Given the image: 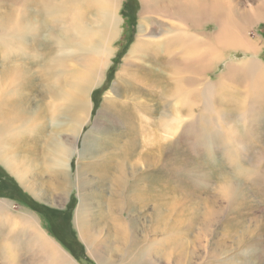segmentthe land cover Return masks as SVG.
I'll return each instance as SVG.
<instances>
[{
    "label": "rangeland",
    "instance_id": "rangeland-1",
    "mask_svg": "<svg viewBox=\"0 0 264 264\" xmlns=\"http://www.w3.org/2000/svg\"><path fill=\"white\" fill-rule=\"evenodd\" d=\"M122 2L124 6L119 12V29L122 32L112 45L115 55L102 71L101 79L86 94L88 105L85 113L81 105L83 99L79 100V107H82L79 110L82 113L77 115L81 123L77 144L80 156L79 191L74 176L78 154L73 152L65 161L58 156L53 161L55 155L51 154L54 152L57 155L60 150L56 133H61L60 143L71 152L73 142L70 143V140L76 134L70 129L74 123L70 116L66 119L60 116L64 120L60 118L59 121H52L50 115L43 119L33 116V123H39L42 128L38 132L42 135V141L37 146L28 144V152L14 157L17 168L26 171V182L33 188L34 195L21 187L13 174L0 164V234H5L0 236V250H3L0 251V264H63L66 258L74 261L73 264H98L86 248V244L90 243L93 253L97 255L99 250L95 244L98 240H105L111 245L109 255L103 256L113 264L122 255L128 254L123 248V238L116 233V229L126 230L131 219L136 224L131 230V238L137 237L148 244L155 243L150 254L154 264H264V110L260 109V99L251 100L253 97H249L248 103L254 104L251 109L242 104L231 108L226 106L225 110L220 111L222 116L211 114V117L201 112L200 101L199 107L193 108L192 113L196 118L204 115V121L199 123L198 128L205 130L203 134L210 141L207 149L202 147V143L179 141V132L167 138L157 130L156 139L162 137V149L151 144L152 141L145 143L138 135L135 153L127 160L124 152L128 135L123 125L110 122L106 115L96 119L113 86L122 58L135 39L140 5L137 0ZM6 7L10 8L11 4H6ZM29 23H33L32 18ZM206 30L213 34L217 26L211 22ZM250 36L258 38L263 45L259 44L262 49L252 58L264 63V22L250 30ZM58 40L53 44L57 52L51 66V75H54L51 76L52 79L54 77L52 90L56 92L59 80L64 83L72 75L70 70L75 67L73 60L78 54L73 48H65L63 40L60 41L64 47L58 46ZM224 55L227 56L225 61L217 64L211 73L205 75V79H215L225 71L227 63H238L250 57V54L235 50H228ZM22 65L30 68L38 77V64ZM2 68L0 62V71ZM85 69L78 68L86 73ZM34 83V91L26 92L24 96L22 93L21 110H38L41 95L46 96V104L50 102L48 96L55 95L52 91L44 95L39 78H34ZM116 95L110 97L125 107L123 101L126 96ZM159 97L140 96L137 101L139 99L142 103L157 106ZM238 98L242 100L240 96ZM219 117H226V120L223 122ZM26 123L33 124L29 118ZM214 129L221 140L229 133L237 135L245 146V154L233 140L225 148L220 146L217 138L209 140L210 132ZM35 131H38L36 127L33 132H26L25 136H35ZM86 137L90 145L83 147L82 142ZM49 140V145L45 147ZM176 140L181 143H176ZM173 141V144H169ZM227 151L233 153V157L223 159L222 154ZM111 153L113 158L107 162L109 168L113 170L117 165L123 167V173L116 177L117 183H125L126 187L131 185V188L141 187L152 199L145 205H133L130 214L124 204V192L121 188L120 191L116 190L119 187L117 183L115 186V175H109L107 179L98 176L103 166L108 165L101 163L103 158H109ZM50 154L53 158H50ZM54 164L57 166L51 168L50 165ZM60 170L66 171L65 181L57 180L56 174ZM79 194L86 196L83 224L92 227L88 228L90 234L85 237L75 228L74 215L78 209ZM114 198L119 202L117 212H113L109 204ZM67 228L71 230L68 237ZM41 233L54 241L56 246L48 244L44 247L36 242ZM15 239L17 242H14ZM162 253V260H159Z\"/></svg>",
    "mask_w": 264,
    "mask_h": 264
},
{
    "label": "bare ground",
    "instance_id": "bare-ground-1",
    "mask_svg": "<svg viewBox=\"0 0 264 264\" xmlns=\"http://www.w3.org/2000/svg\"><path fill=\"white\" fill-rule=\"evenodd\" d=\"M137 1L140 10L135 27V39L122 58L110 93L104 96V103L96 118L106 115L110 122L123 125L128 135L126 149L123 147L125 159L135 153L138 135L145 143L152 141L151 144L162 149V137L156 139L157 130L162 132L161 136L167 138L179 132L177 136L179 141L189 143L195 141L202 143L204 149L209 147L210 141L203 134L205 130L198 128L199 123L204 121L202 118L204 115L196 118L192 113L193 108L200 105L198 104L200 101L201 112L210 114V117L211 114L222 116L223 113L220 111L225 110L226 106L231 108L242 104L245 108L251 109L254 104L248 103L250 96L253 97L251 100L260 99L259 102L262 103L260 109L264 110V63L252 58L262 49L259 47L262 43L255 36H250V30L264 22V0ZM6 4H11V7L7 8ZM123 6L122 0H0V62L3 67L0 71V164L13 174L21 187L33 195L35 194L33 188L26 182V171H20L14 160V157L28 152V144L37 146L42 141V135L38 133L42 128L39 123L38 126L33 123V116L43 119L50 115L52 121L70 116L73 120L70 129L76 136L70 140V143L73 142L71 152L60 143L61 133H56L58 134L56 139L60 141L58 144L60 150L57 155L51 152L55 156L53 158L50 154V158L54 161L58 156L60 160L65 161L73 152L78 154L74 176L75 185L78 191L80 189V156L77 144L81 123L77 115L82 107H79V100L83 99L81 105L85 110L88 105L86 94L101 79L102 71L115 55L113 46L122 32L119 29L121 23L119 12ZM31 18L33 23H29ZM211 22L217 26V31L213 34L207 33L206 30ZM57 39L58 46L64 47L60 41L63 40L65 48H73L78 54L73 60L75 67L70 70L72 75L70 74L64 83L63 80H59L56 92L52 90L54 77L52 79L51 76L54 75H51V66L57 52V48L53 46ZM228 50L245 52L250 54V57L238 63H227L225 71L218 74L215 79L209 77L205 79V75L211 73L217 64L225 61L227 56L224 54ZM22 64L31 66L38 64L40 68L38 77L34 71ZM78 68L79 70L86 68L87 72L79 71ZM70 72L68 69V73ZM34 78L37 80L39 78L44 87V95L50 94L51 91L55 95L48 96L50 102L47 104L44 103L46 96L41 95L40 109L27 112L21 110L22 93L24 92V96L26 92L34 91ZM116 94L126 96L123 101L125 107L110 97ZM140 96L143 98L160 96L159 104L151 106L140 102L139 99L137 101ZM28 118L33 124L26 123ZM220 119L224 122L226 117ZM215 126L217 127L216 124ZM35 127L38 130L35 131V136L27 134L26 137L25 133L33 132ZM217 132L216 129L211 131L209 140L217 138L223 148L229 146L233 140L245 154L243 152L245 146L237 135L229 133V136L221 140L218 137L219 133L215 135ZM50 140L45 143V147L49 145ZM173 143L174 141L169 142ZM176 143L181 142L176 140ZM82 145L83 147L90 145L88 137L84 138ZM112 155L113 153L108 155L109 158H103L101 163L108 164L110 158H113ZM232 157L233 153L228 151L222 154L223 159ZM55 164L50 165L51 168L57 166ZM65 173L66 171L60 170L56 174L57 180L65 181ZM122 173L121 165L112 170L108 164L106 167L103 166L98 176L107 179V176L115 175L113 177L116 186L119 182L116 177ZM124 184L117 183L119 188L116 190L120 191L121 188L124 192L122 195L124 204L127 213L130 214L133 205H145L150 197L149 193L143 192V188H131V185L126 187ZM85 202L86 196L79 194L78 209L74 215L75 228L83 237L88 236L90 234L88 228H92L90 224L84 225L82 221L86 209ZM109 204L113 212H117L119 202L116 198ZM156 205L157 208L160 206L158 198ZM110 217L114 222L112 214ZM132 222H134L132 219L129 220L126 230L116 229V233L122 236L123 248L129 255L127 254L128 257L122 255L113 264H154L150 254L155 243L152 245L150 242L149 245L145 240L131 238V230L136 226L135 222ZM4 235L3 232L0 234ZM38 238L35 239L36 242H40L44 247L48 244L56 246L54 241L42 233ZM14 242H17L16 239ZM8 246L9 243L6 244V247ZM95 246L99 250L97 255L93 253L91 244H86L89 255L95 258L98 264H111V261L103 256L109 255L111 245L105 240H98ZM162 257L163 253L159 255V260H162ZM73 262L66 258V263L63 264Z\"/></svg>",
    "mask_w": 264,
    "mask_h": 264
},
{
    "label": "flooded vegetation",
    "instance_id": "flooded-vegetation-1",
    "mask_svg": "<svg viewBox=\"0 0 264 264\" xmlns=\"http://www.w3.org/2000/svg\"><path fill=\"white\" fill-rule=\"evenodd\" d=\"M20 194H17L16 196H19ZM66 235L67 237L71 235V230L69 228L66 229Z\"/></svg>",
    "mask_w": 264,
    "mask_h": 264
}]
</instances>
